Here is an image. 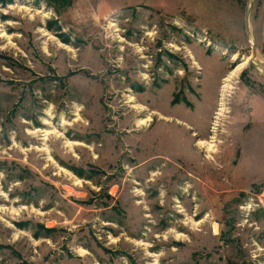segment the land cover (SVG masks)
I'll return each instance as SVG.
<instances>
[{"label":"rangeland","instance_id":"obj_1","mask_svg":"<svg viewBox=\"0 0 264 264\" xmlns=\"http://www.w3.org/2000/svg\"><path fill=\"white\" fill-rule=\"evenodd\" d=\"M248 4L0 1V264H264Z\"/></svg>","mask_w":264,"mask_h":264},{"label":"bare ground","instance_id":"obj_2","mask_svg":"<svg viewBox=\"0 0 264 264\" xmlns=\"http://www.w3.org/2000/svg\"><path fill=\"white\" fill-rule=\"evenodd\" d=\"M250 32V31H249ZM255 55H253V54H251V57L253 58ZM245 61L246 62H250V63H252L253 65H255L257 68L259 67L258 66V64H256L255 62H253L252 60H250V58L248 57L247 59H245ZM241 66V64L240 65H238V66H236L233 70H231V71H229V73L223 78V83H222V85H221V97H220V106H219V109H218V111H217V116L218 115H220L221 114V112H222V110H224L223 109V103H222V100H223V95H224V93H225V91L227 90V88H228V85H229V81H230V79L234 76V74H235V72L239 69V67ZM260 68V67H259ZM262 71V70H261ZM147 119H144V120H139V122L138 123H143L144 121H146ZM218 123V122H217ZM216 125V124H215ZM217 127V126H216ZM210 142V141H209ZM209 142L208 141H205V140H199L197 143L199 144V146H206V149L208 150V149H210V146H211V144H209Z\"/></svg>","mask_w":264,"mask_h":264},{"label":"water","instance_id":"obj_3","mask_svg":"<svg viewBox=\"0 0 264 264\" xmlns=\"http://www.w3.org/2000/svg\"><path fill=\"white\" fill-rule=\"evenodd\" d=\"M250 6H251V0H249V4H248V9H247V17H248V14H249V9H250ZM246 30H247V33H249V24H248V18L246 20ZM251 48H252V54L255 55V46H254V43L251 41Z\"/></svg>","mask_w":264,"mask_h":264},{"label":"trees","instance_id":"obj_4","mask_svg":"<svg viewBox=\"0 0 264 264\" xmlns=\"http://www.w3.org/2000/svg\"><path fill=\"white\" fill-rule=\"evenodd\" d=\"M1 2H6L7 0H0Z\"/></svg>","mask_w":264,"mask_h":264}]
</instances>
